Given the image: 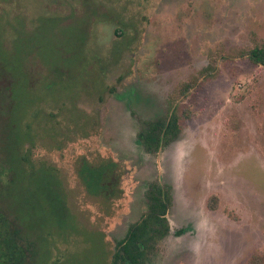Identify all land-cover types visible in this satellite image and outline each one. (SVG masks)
<instances>
[{
    "label": "rangeland",
    "instance_id": "obj_1",
    "mask_svg": "<svg viewBox=\"0 0 264 264\" xmlns=\"http://www.w3.org/2000/svg\"><path fill=\"white\" fill-rule=\"evenodd\" d=\"M255 45L264 0H0V63L19 79L18 129L37 143L23 185L40 202L38 264H109L154 180L173 201L150 264H246L264 253V66L219 58ZM191 76L199 86L176 102L190 110L181 133L146 151L140 119L166 114ZM84 161L116 162L119 196L90 193ZM41 164L67 197L66 217Z\"/></svg>",
    "mask_w": 264,
    "mask_h": 264
},
{
    "label": "trees",
    "instance_id": "obj_2",
    "mask_svg": "<svg viewBox=\"0 0 264 264\" xmlns=\"http://www.w3.org/2000/svg\"><path fill=\"white\" fill-rule=\"evenodd\" d=\"M236 57L247 58L255 65L264 66V45L235 50L227 56L221 54L219 58L227 60ZM214 61L217 63V59ZM215 69L216 66L209 65L200 75L210 76L211 70ZM198 79L191 76L176 86L167 99L166 114L154 119H140L137 138L146 151L157 152L177 139L184 120L190 117V110L176 102L199 86ZM18 85L19 79L0 63V264H38L40 227L37 214L41 211L40 202L36 191L28 196L23 185L27 175L25 172L30 171L32 179L35 177L33 170L37 166L30 162L26 153H32L37 143L29 136L31 133L25 134L18 129L20 104L14 92ZM40 166L47 169L42 171L41 181L50 186L48 196L58 201L56 214L60 218L66 217L70 209L65 193L63 195L59 189L55 193L53 187L58 180L49 169L51 167ZM117 171L116 162L92 165L84 161L80 174L90 193L110 198L119 196L120 174ZM145 197L146 211L139 220L130 224L125 236L116 241L109 264H150L159 251V243L170 233L167 217L173 201L170 186L157 180L150 181ZM209 205L210 209L216 208V205ZM246 264H264V253L253 254Z\"/></svg>",
    "mask_w": 264,
    "mask_h": 264
},
{
    "label": "flooded vegetation",
    "instance_id": "obj_3",
    "mask_svg": "<svg viewBox=\"0 0 264 264\" xmlns=\"http://www.w3.org/2000/svg\"><path fill=\"white\" fill-rule=\"evenodd\" d=\"M168 214V213H167Z\"/></svg>",
    "mask_w": 264,
    "mask_h": 264
}]
</instances>
